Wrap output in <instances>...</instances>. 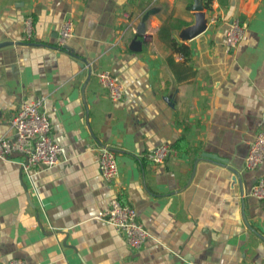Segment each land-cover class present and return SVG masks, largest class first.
Listing matches in <instances>:
<instances>
[{
    "label": "crops",
    "instance_id": "1",
    "mask_svg": "<svg viewBox=\"0 0 264 264\" xmlns=\"http://www.w3.org/2000/svg\"><path fill=\"white\" fill-rule=\"evenodd\" d=\"M193 3L0 0V135H11L8 120L20 101L42 96L40 111L61 148L57 163L30 180L21 155L0 160V264L264 260V200L249 195L264 162L245 165L264 99V0H206V30L182 40L181 30L195 21ZM124 13L137 33L125 26ZM25 16L32 22L28 40ZM67 18L73 35L63 50L55 42ZM233 20L245 31L228 48ZM133 38L138 50L129 47ZM174 39L186 46V58L172 50ZM99 70L121 80L120 101L111 102L98 85ZM179 138L186 150L172 148L159 164L146 159L156 145L172 147ZM103 145L117 167L110 183L97 169L96 148ZM112 197L131 206L146 229L140 248L127 247L95 218Z\"/></svg>",
    "mask_w": 264,
    "mask_h": 264
},
{
    "label": "built area",
    "instance_id": "2",
    "mask_svg": "<svg viewBox=\"0 0 264 264\" xmlns=\"http://www.w3.org/2000/svg\"><path fill=\"white\" fill-rule=\"evenodd\" d=\"M125 26L133 33H137L135 23L128 13L123 14ZM211 19V23L214 22ZM209 23V22H207ZM32 22L30 16L23 20V31L28 40L31 35ZM70 19L62 20L57 28L55 45L63 47L73 35ZM245 24L231 21L225 33V42L228 48H235L242 39ZM98 85L103 88L111 102L120 101L123 98L124 86L121 80L112 75L108 70H99L94 73ZM43 97L38 96L29 101H20L11 113L8 126L10 136L0 135V160H9L13 154L22 156L21 168L27 178L40 167H50L57 163L61 148L51 139L50 123L46 115L40 111ZM259 129L250 142L245 158L248 169H254L264 162V99ZM172 149L167 144H159L149 150L145 157L153 164L164 162ZM98 172L106 183L113 181L117 175V167L113 151L107 146L96 148ZM249 195L257 200H264V175L258 177L249 189ZM95 218L112 228L124 240L131 249L140 248L149 237L144 226L138 222L135 210L126 204H121L115 197L108 201L106 209L99 210ZM6 264H24L21 259L11 258ZM264 264V260L257 263Z\"/></svg>",
    "mask_w": 264,
    "mask_h": 264
},
{
    "label": "water",
    "instance_id": "3",
    "mask_svg": "<svg viewBox=\"0 0 264 264\" xmlns=\"http://www.w3.org/2000/svg\"><path fill=\"white\" fill-rule=\"evenodd\" d=\"M205 1L206 0H194L193 3V10H194V17H195V21L192 25L184 28L183 30H181L179 37L182 40H186V39H191L193 37H196L197 35L201 34L202 32H204L207 28V19L205 16ZM129 47L131 50H138L140 48V42L138 40H136L135 38H133L130 43H129ZM68 46L63 45V50H68ZM80 65H83L82 62H80ZM203 156H206L208 158H212L213 160H217L216 162H218L219 164H224L226 163L225 159L222 158H218L217 156H214L213 154H203ZM211 159V160H212ZM212 160V161H213ZM229 170H231L233 172V175L235 179L239 180L240 179V175L238 170L228 166L227 167Z\"/></svg>",
    "mask_w": 264,
    "mask_h": 264
},
{
    "label": "trees",
    "instance_id": "4",
    "mask_svg": "<svg viewBox=\"0 0 264 264\" xmlns=\"http://www.w3.org/2000/svg\"><path fill=\"white\" fill-rule=\"evenodd\" d=\"M173 42L171 43V46H172V50L174 52H181L180 54L183 56V57H187L189 55V51H183L186 49V46L183 44V43H179L177 42L175 39L172 40ZM55 47H57L55 45ZM59 49H63V47H57ZM188 142L184 139V138H179L177 139V141L173 144V146L170 148H174L175 150L177 151H182V150H186L188 148ZM122 204V203H121Z\"/></svg>",
    "mask_w": 264,
    "mask_h": 264
}]
</instances>
